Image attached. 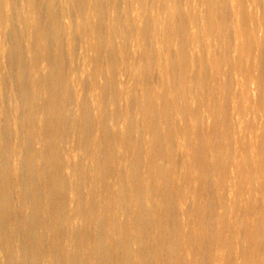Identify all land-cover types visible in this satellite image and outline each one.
I'll return each mask as SVG.
<instances>
[{"label":"bare ground","instance_id":"obj_1","mask_svg":"<svg viewBox=\"0 0 264 264\" xmlns=\"http://www.w3.org/2000/svg\"><path fill=\"white\" fill-rule=\"evenodd\" d=\"M0 264H264V0H0Z\"/></svg>","mask_w":264,"mask_h":264}]
</instances>
